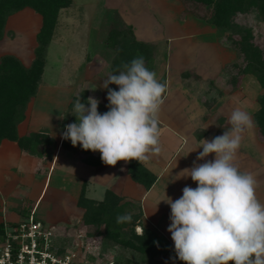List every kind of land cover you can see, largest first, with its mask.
I'll list each match as a JSON object with an SVG mask.
<instances>
[{
    "label": "rangeland",
    "instance_id": "374dc122",
    "mask_svg": "<svg viewBox=\"0 0 264 264\" xmlns=\"http://www.w3.org/2000/svg\"><path fill=\"white\" fill-rule=\"evenodd\" d=\"M75 1L77 3H81L83 7L89 11H92V9L94 8L101 9L104 8V6L113 8L117 3V0ZM122 3L124 4L126 13L127 11L134 12L137 8H144V10L147 11L145 7V0H123ZM149 5L151 11L154 12L157 16L156 17L155 14L148 12L149 14L154 15L155 18H153V20L144 11L135 13L130 17L127 16L126 18L131 21L139 30L138 37L143 38L144 36H158L153 38L155 40L152 42V45L154 46L152 71L157 74V78L159 80L163 78L162 75L164 73V63L168 48L165 38L161 36L162 32L159 30L160 25L158 23L160 21H158V18L160 19V15L166 16L164 15L165 13L173 12V10H175L177 6L180 7L182 3L181 0H149ZM33 15L29 16L26 14L24 15V17L19 16L15 17L12 20V25L14 27V31L16 32L15 35H17L16 39H0V54L10 53L16 55L24 66L29 64L30 56L32 55L31 49L34 41L33 34L38 24V21H36V19H39V16L36 13H34ZM121 18L123 21H126L125 16H123L122 14ZM235 20L241 26L250 27L253 34V41L260 47L264 46V22L259 20L254 10L251 9L245 13H237L235 15ZM99 21V34L96 35L94 42L92 41L90 45L87 43L85 50H83L84 46H81L76 42L74 43L76 47L71 46V48L73 47L71 49V56L81 57L82 54L81 58L76 59L74 66H58L55 63V60L53 59L54 56L52 54L54 52L57 53V51L61 52V50L54 46L55 51L52 50L50 57H48L47 59L44 73V79L46 80V82L44 83L43 80V83L45 84V86L46 84L48 85L50 79L54 75L53 73L57 74V71L60 69H63V74L60 75V78H52V83L50 82L49 85L57 84L55 88L42 90L43 92H41V96L36 99L35 107L33 108L34 111L31 108L32 104L34 105L32 97L35 96L36 92L27 101L24 108V115L26 112L32 113L30 116V122L33 127L37 124H45L50 130H54L53 132L48 131L47 134L49 135V137H51L53 140H57L58 137H60V143L58 142L57 147H54L56 151L62 150L63 147H61V143L63 141H67L61 138L62 133L65 131V127L62 131L56 129L57 115L59 114L60 106L62 104L60 99L63 98L67 94L66 92L69 91L68 89H66L67 86L63 85H70L76 80L79 81L80 79H82L83 81L81 84H77L76 87L79 88L85 84L83 83L85 81L83 79L84 74L82 75V71L84 69V62L89 58L90 55L97 53L101 58H105L107 61H109V63L113 58V52L109 49H104L101 43L103 41L102 39L107 33L108 28L112 24L116 25L117 27L121 26L115 16V9H107V11L105 10L101 14ZM161 21L163 22L164 19L162 18ZM87 24L89 25V23ZM200 26H202V24L189 23V21L182 27L177 26L175 23L168 24L167 22H165L164 33L168 34L170 36V39L172 38V40H175V38L177 37L172 36L180 35L181 33L188 34V36L197 34L198 32L199 34L204 33L200 32L205 31L202 30ZM81 27L82 29L84 28L83 26ZM67 29L68 31L70 30V32H67V34L65 33L67 38L68 36L70 37L72 35H75L73 33L75 29L72 30V27ZM213 31L216 34V47L221 51V55L220 57H212L213 59H215V63H213L214 65L205 64L199 67V73L202 76V80H190V89L192 87H196L195 90L191 89L196 92H191L190 94V92L188 91V97H186L188 98V101L190 103V106L188 105V107H190V110L188 112L192 111V105H194L195 107L197 106L195 102H197L198 99L201 105L205 106V108L202 109V118L204 120H208L210 125L214 127L217 123H219L220 127H223L224 129L231 127V125L229 124V116L233 109L240 108L241 110L246 111L249 114L256 110V108L258 107L257 97L260 93V88L255 77L249 73L243 74L239 78H237L236 83L234 85L232 84L233 86L230 84L229 80L231 69H229V67L227 66L231 61L235 59V52L232 49L227 48L222 44V42H220L221 36L219 33H216L215 28H213ZM7 34L8 36H12L10 35V31H8ZM210 35V40L213 41L214 37H212V34ZM223 35H233V37H237L236 34H233L232 32L230 33V31H224ZM91 36L92 38H94L93 34ZM196 40L197 39L193 38L192 42H195ZM205 40L208 41L209 39ZM91 44H93V46ZM67 47H69V44L66 45V49L64 51L65 55L71 52V50ZM194 47L195 46L191 45L189 40L184 39L173 41V64L176 65L181 61H188L190 56L189 53L194 50ZM200 57L203 58L204 56L200 55ZM74 69L77 71V78H75L73 75ZM173 69L174 67H171L169 70H167L166 76L168 77V80L170 79L169 82L167 81V84L171 83V85H174L176 75L173 74ZM69 78L71 79V81H67L70 80ZM93 78L95 81V85L98 88L103 83V80L106 78V76L104 75V72H100L97 74V76H93ZM207 79H211L210 82H208ZM108 87L113 90H119V86L115 84H110ZM91 90L92 94L95 95L94 98L98 99L96 90L94 88ZM102 90L107 93L106 89ZM218 91H221V94L218 93ZM106 93L105 102H101L98 99L100 102L98 105V112L101 114L109 110L107 107L109 102L106 98ZM195 93H197V95ZM194 96H196V99L194 98ZM179 100H181L179 97H174L172 101H170L171 105H169L168 108L176 111L175 116L185 117L189 113L186 114L185 112L180 110V107H182L184 103L182 102V100ZM86 101L82 103H86ZM72 109L67 112V121L65 126L74 123L70 120ZM190 116L193 115L190 114ZM32 133H34V131ZM251 138L253 141L250 140ZM256 138V128L254 125V127L245 131L244 138L241 147L237 152V155L240 154L242 157H244L245 152L248 153L249 150L252 149V155L255 156L259 151L257 150V146L260 147L262 153H264V144H257L258 142ZM248 140L252 142V148L248 147ZM52 153L53 152H51L50 155L42 154L40 158L39 156L33 155L34 158L26 160V165H24L22 160L18 159V153L16 152L15 146H12V144H9V146L5 147V149L0 152V225L5 227V225L12 224L13 221L17 220L19 217L24 218L27 214H34L37 217H40V219L48 222L52 227L54 233L56 235H59V237H61L63 240L79 243L80 238L78 234H84L86 230L85 226H83L79 222V217H81L80 211L82 214V208L78 206L77 208L74 204V200L79 190L82 178L90 179V177L92 176L94 178L95 173H90L89 169L86 168L85 165L83 166L82 164H77L76 162H68L64 164V168H62V166L60 167V164H56L57 160H54V158L52 157ZM164 154L165 153L162 151L161 155L164 156ZM21 165L23 166L20 167ZM48 171H50L49 175L45 177L44 175H46ZM92 182L94 183V185L91 186V184H89L86 195L88 197L100 200V198L102 197L103 184L99 179H92ZM122 198L124 197L122 196ZM141 221L143 224L148 225L144 215L142 216ZM134 230L136 232H139L140 227L135 226ZM99 249L103 251L107 256H109L112 260L133 258V260L138 262L140 258V254L130 249L122 248L116 244H109L108 246H105V249H101V246L99 244ZM172 252L175 253V250L172 249ZM170 255L171 254H168V251L160 248V251L154 258L155 260L153 264L183 263V261H180L175 256ZM138 263H145V261L140 260ZM229 264H232V262H229Z\"/></svg>",
    "mask_w": 264,
    "mask_h": 264
},
{
    "label": "clouds",
    "instance_id": "9594fccd",
    "mask_svg": "<svg viewBox=\"0 0 264 264\" xmlns=\"http://www.w3.org/2000/svg\"><path fill=\"white\" fill-rule=\"evenodd\" d=\"M100 87L107 90L109 110L101 114L98 99L88 97L82 103L79 95L71 111L76 122L65 126L61 138L73 147L99 151L109 166L158 156L162 150L158 114L167 85L146 67L144 57L109 72ZM229 124L222 135L203 140L192 167L176 175L191 177L197 186H185L175 201L166 194L161 200L170 207L167 231L176 258L184 264H264V204L257 198L254 174L242 172L236 164L244 133L255 121L235 108ZM209 154H215L214 160L197 163ZM131 221L130 213L116 217L117 224Z\"/></svg>",
    "mask_w": 264,
    "mask_h": 264
},
{
    "label": "crops",
    "instance_id": "0c3cea01",
    "mask_svg": "<svg viewBox=\"0 0 264 264\" xmlns=\"http://www.w3.org/2000/svg\"><path fill=\"white\" fill-rule=\"evenodd\" d=\"M122 1L123 0H117V3L116 5H114L115 7L113 8L104 6V8H101V9L94 8L92 9V11H89V10H86V8H84L81 3H77L75 0H70L69 6L59 9L57 18H56V24L53 29L52 37L46 48L45 62L43 66L40 84L38 85L35 96L32 97L34 101V105L32 104L31 108L33 111H34L33 108L35 107L36 99L41 96V92H43L42 90L48 89V88H55L57 84L49 85L50 82L52 83V78L53 77L60 78V75L63 74V69L58 70L57 74L53 73L54 74L53 77L50 79L49 83L47 81L48 85L46 84L45 86L44 84L46 82V80L44 79L45 67L47 64V59L48 57H50L51 51L54 50V46H56V48L61 50V52L57 51V53L54 52L52 54L54 56L53 59L55 60V63L58 66L63 65V67L65 65L74 66L76 59L81 58L82 54H81V57L71 56V53H72L71 49L73 48V47L71 48V46L76 47L74 45V43L76 42L77 44L84 46L83 50H85L87 43L90 45L92 41L94 42L96 35L99 34L98 29L100 27L99 20H100L101 14L105 10L107 11V9L108 10L115 9V13L118 15L121 21L124 24H128L132 27V31L136 39L149 42L152 44V42L155 40L153 38L158 37L154 35L150 37L144 36L143 38L138 37L139 30L131 21H129L126 18L127 16L130 17L131 15L135 13L144 11L153 20V18L155 17L152 14H155V13L152 12L151 8L149 7L150 6L149 0H145V3H146L145 7L147 11H145L144 8H137L135 9L134 12L127 11V13H126V10L124 9V4L122 3ZM181 11H182V5H180V7L177 6L176 9L173 10V12H169L165 14L163 12V14L166 15V16L160 15L161 16L160 19L161 20L162 18L164 19L163 22L158 18V21H160L158 23L160 25L159 30L162 32L161 36L165 38L167 42V48H168L167 56L165 58V63H164L165 67H164V73L162 75L163 78H161L163 80V83L167 85V88L163 95V104L161 105V108L158 114L159 129L161 132L160 147L162 149L161 152L163 151L165 154L164 156L161 155V153L158 156L152 155L149 160L141 162L146 168H148L151 172H153L156 175V179L151 184V186L147 190H144L142 186L132 181L127 175V172H126L127 162L125 161H118L115 166H109V165L104 164L103 162L97 165H90V164L83 162L81 160V154L73 149L63 148L62 150L56 151V149L53 148L52 150L53 152L52 157L54 158V160H57L56 164H60V167L62 166V168H64V164L68 162L69 163L76 162L77 164L80 163L83 166L85 165L86 168L89 169L90 173L92 172L95 173L94 178L93 176L90 177V179L82 178L80 182V186H81L82 181L83 180L85 181V195H86L87 188L89 187V184H91V186L94 185V183L92 182V179H99L103 184L102 197H103L105 189H110L113 193L123 196L124 198L137 200L141 206L142 214L144 215L146 222L148 223L147 226L153 228L157 233L158 245L163 250L168 251V254H171L170 256H175V257H176V253L172 252V249L174 250V242L171 239V233L167 231V228L169 227L171 223L169 219L171 210H170L169 205H167L161 200L165 199V194H166L168 197H171L173 201H175L176 199H179L181 197L182 189L185 186H189L192 188H195L197 186L196 183L192 181L191 177H182L180 179H177L178 177H176V175L180 173L182 170H184L185 168L192 167L193 161L196 160V157L202 151V148H199V147L202 144L203 140L211 141L214 137L222 135L225 130L230 129V128L223 129V127H220L219 123H217L216 126L214 127L210 125L208 120H204L202 118L201 113H202V109H204L205 106L201 105L198 99H197V102H195L197 106L195 107L194 105H192V111L188 112L190 110V107H188V105L190 106V103L187 98L188 97L187 92L189 91L190 94L191 92H196L194 91L196 88L195 86H194L195 88L193 87L191 88L194 90L190 89V85H189L190 80L191 81L202 80V76L199 73V69H200L199 67L205 64L214 65L213 63H215V59L213 58L216 56L220 57L221 51L216 47V41H215L216 34L213 31V28H214L213 25L205 22L204 20L195 18L189 13H186L183 16H181L180 15ZM148 12H151L152 14H149ZM34 13H36L39 16V19H36V21H38V24L33 34L34 41L32 44V49H31L32 55L30 56L29 64L33 57V48L35 46V34L38 31L40 23H41V17L37 12H35L32 8L25 6L9 14L6 17L4 28H3V36L1 38L3 40L13 39V38L16 39L17 35H15L16 32L14 31L12 20L15 17H19V16L24 17V15L26 14L30 16V15H33ZM121 14L125 16L126 21L122 20ZM188 21L189 23L202 24V26L200 27L202 28V30H205V31H200V32H204V33L199 34L198 32L197 34H194L191 36H188V34L181 33L180 35L172 36V37H177L175 38V40H172V38L170 39V36L164 33L165 22H167L168 24L175 23L177 26L182 27ZM87 23H89V25ZM81 26H83L84 28L82 29ZM70 27H72V30L75 29L73 31L75 35H72L70 37L68 36L67 38L66 34L67 32H70V30L68 31L67 28H70ZM8 31L11 32L10 35L12 36H8L7 34ZM92 34L94 35V38H92L91 36ZM210 34H212V37H214L213 41L210 40L211 38ZM105 37L102 39L103 41L101 44L104 49H108L104 44ZM192 37L197 40L195 42H192V39H193ZM184 39L189 40L191 45L195 46L194 50L189 53L190 56H189L188 61H181L179 64L176 62L177 64L175 65L172 62V59H173L172 55H174L172 52V42L177 41V40H184ZM205 39H209V40L207 41ZM66 42H69V43H66ZM67 44H69V47L67 48H69L71 52L65 55L64 51L66 49ZM91 45L93 46V44ZM200 55H203L204 57L202 58L200 57ZM29 64L25 66H28ZM171 67L172 68L174 67L173 74L176 75V79L174 80V85H171V83L167 84L170 81V79L168 80L166 73H167V70H169ZM76 72L77 71L74 69L73 75L75 78H77ZM100 72H104V75L107 76V74L110 72L109 61H107L105 58H101L97 53H95L93 55H90L89 58L84 62V69L82 71V75L84 74L83 79L85 82L83 83L85 84L82 85L81 87L78 86L79 88H77L76 87L77 84L79 83L81 84L83 81L82 79H80L79 81L76 80L74 83L70 85H63V86H67L66 89H68L69 91L66 92L67 94L63 98L60 99L62 104L60 106L59 114L57 115V128H56L57 130L59 129V122L67 107L68 102L70 101L72 96L77 94L80 90L82 89L87 90L86 98L88 99V97H93V98L95 97V95L92 94V90H91L94 88L96 90V93L98 94L97 95L98 99L101 102H105L106 92L103 91L102 88L100 89V87L97 88V86L95 85L94 78H93V76H97V74ZM184 73H188V74H184ZM43 80H44V83H43ZM207 80L208 82H210L211 79H207ZM67 81H71V79ZM195 94L197 95V93ZM174 97H179L184 103L183 106L180 107V110H182L186 114L189 113L188 114L189 116L190 114L193 115V116H190V120H189L188 115L185 117L175 116L176 111H173L171 108L170 109L168 108L169 105H171L170 101H172ZM194 98L196 99V96H194ZM31 114L32 113L26 112L24 115V119L17 124L16 130L19 135H22V134L29 135L33 131L36 132L41 128H45L47 131H50V132L54 131V130L53 131L50 130L45 124H37L36 126L33 127L30 122ZM250 140H252V138ZM256 140L258 142L257 144H264V142L260 141L258 138H256ZM58 142L60 143V137H58L57 140L54 139V143L56 144L55 145L56 147H57ZM247 143H248V147L250 148L253 147L252 146L253 144L251 141L248 140ZM9 144H12V146H15L16 152L18 153V159L22 160L24 165H26L25 164L26 160L30 158H34L33 155L19 149L14 141L8 140V139H2L0 141V152L3 151L5 147L9 146ZM257 150L259 151L255 156L252 155V152H251L252 149H250L248 153L245 152L244 157H242L240 154L237 155L236 164L239 166V169L242 172H250L254 174L256 181H257L256 195H257L258 200L262 204H264V153H262L260 147L258 146H257ZM91 153L93 155H96L98 151L96 152L91 151ZM214 156L215 154H209L207 157H205L204 160L197 161V163L200 164V163H204L205 161L214 160ZM22 166L23 165H21L20 167ZM49 172L50 171H48L46 175L44 176L47 177L49 175ZM174 179H177V180H175L174 182H171ZM80 186H79V189H80ZM78 192L74 200V204L76 207H77L76 199H77ZM89 198H92V197H89ZM92 199H95V198H92ZM95 200H99V199H95ZM80 215H81V211H80ZM37 218L40 219V217H37ZM20 219L21 218L19 217L17 220L13 221V223Z\"/></svg>",
    "mask_w": 264,
    "mask_h": 264
},
{
    "label": "trees",
    "instance_id": "16d2710c",
    "mask_svg": "<svg viewBox=\"0 0 264 264\" xmlns=\"http://www.w3.org/2000/svg\"><path fill=\"white\" fill-rule=\"evenodd\" d=\"M181 3V16L189 13L213 25L216 33L221 36L220 42L235 52V59L227 66L231 69L230 84L234 85L236 79L243 74L249 73L255 77L260 93L257 97L258 107L251 116L255 121L257 138L264 142V46L260 47L253 41L250 27L241 26L235 20L237 13H245L252 9L259 20L264 22V0H181ZM69 5L70 0H0V39L9 14L28 6L41 17L39 29L35 34L33 57L28 66H24L12 54L0 55V141L12 140L19 149L39 157L42 154L50 155L55 146L54 140L47 134L48 131L41 128L29 135H19L16 126L24 119L26 103L35 94L40 84L46 48L52 37L58 11ZM115 16L121 26L112 24L107 30L104 41L105 46L113 52V58L109 63L110 72L137 56H143L146 67L152 71L154 46L149 42L136 39L132 27L124 24L116 13ZM224 31H230L237 37L225 36ZM160 82L163 83V80L161 79ZM79 95L81 102L86 101L87 90H80L68 102L59 122L60 131L65 127L67 112L73 108L74 101ZM70 120L76 122V117L71 115ZM61 147L77 151L81 154V160L87 164L97 165L102 162L100 152L93 155L91 150H83L79 144L73 147L70 140L63 141ZM126 172L129 178L142 186L144 190H147L156 179L153 172L135 160L127 161ZM76 205L82 208L79 222L85 226L86 235L96 237L101 249H105V246L109 244H116L140 254L139 261H145V263H138L139 261L136 262L133 258L114 259L113 264L154 263V258L160 251L157 233L153 228L142 223L143 214L137 200L122 198L110 189H105L100 200L89 198L85 195L83 180ZM125 213L132 215V221L117 224V215ZM135 226L140 227L139 232L134 230ZM3 228L0 225V240Z\"/></svg>",
    "mask_w": 264,
    "mask_h": 264
},
{
    "label": "built area",
    "instance_id": "2783aa9c",
    "mask_svg": "<svg viewBox=\"0 0 264 264\" xmlns=\"http://www.w3.org/2000/svg\"><path fill=\"white\" fill-rule=\"evenodd\" d=\"M78 235L79 243L63 240L49 223L27 214L3 228L0 264H113L96 237Z\"/></svg>",
    "mask_w": 264,
    "mask_h": 264
}]
</instances>
